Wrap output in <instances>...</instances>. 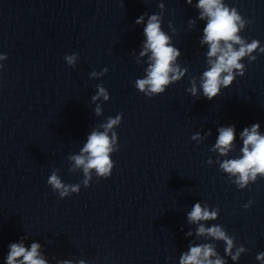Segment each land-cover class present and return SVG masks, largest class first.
Listing matches in <instances>:
<instances>
[{"label":"clouds","instance_id":"clouds-1","mask_svg":"<svg viewBox=\"0 0 264 264\" xmlns=\"http://www.w3.org/2000/svg\"><path fill=\"white\" fill-rule=\"evenodd\" d=\"M186 2L191 5L193 0H186ZM197 8L204 10L200 14L201 19L204 18L205 14L208 17L207 23L203 28L204 37L202 41L208 43L210 46L207 56L216 57L215 61H210L211 67L203 72L202 80L201 95L211 101L221 93L222 88H228L232 84L235 79L233 75L234 70H239L240 76L245 74L246 69L240 63V60L257 49L260 41L253 40L250 44L243 45L241 38L237 35L239 29L236 21L240 17L237 15L235 8H232L230 12L229 8L221 3V0H198ZM143 19L144 16L141 15L136 20V23H142ZM143 34L146 36V43L140 55L144 56L150 51L151 56L149 60L151 62L148 66L147 78L138 79L136 81V87L141 92H144L147 88L149 93H164L165 86L170 81L178 79L176 75L170 76V73L176 71L172 66L173 61L181 55V52L178 48L169 45V37L161 30L158 17L154 14L149 17L143 29ZM221 41L224 42L223 47H221ZM233 43L241 44L242 46L236 50L233 48ZM260 51L264 52V48H261ZM66 59L69 64H72L74 63L75 57L68 56ZM251 59H255V57H251ZM105 71H108V69H105ZM223 73H227V75H222ZM191 94L193 97L200 98V96H197L195 85L191 89ZM99 96H104L105 99H108L103 87L99 88L98 95L92 99L95 100ZM96 111L99 112V109ZM121 115H118L116 119H110L104 127L111 129L113 125L118 124L121 120ZM259 128V123L252 124L250 128L245 127L239 134L243 139V148L241 149L243 153L242 157L225 160L220 165L226 173L236 177L234 182L241 189L247 187L250 177L255 181L257 174H264V135L259 133ZM218 133L219 135L216 139L214 149L218 150L221 155H226L231 149L233 141L236 139L235 126H221L218 128ZM210 134L209 132L206 135ZM199 135L197 133L193 136V139L198 138ZM113 138H115V133L113 134ZM111 151V141L106 132L98 133L93 131L88 136L87 143L82 149V152L86 153L87 157L84 155L71 157L77 167H83L86 177L83 183L86 186L88 185L87 177L92 169H95L98 176L103 177V179L111 176L113 170V163L109 156ZM47 183L54 190L58 191L61 197L68 196L70 192L79 194L78 185H65L55 173L48 178ZM250 205L251 202L244 207L248 208ZM217 213L218 209L209 211L207 207L202 208L201 204L196 202L192 210L187 214V218L190 222L215 220ZM197 234H207L217 240L224 241L227 245L224 251L226 254L231 255L233 260L237 259L239 253L243 251V248H240L235 255H232L233 240L226 235L224 230H221L219 225H213L208 228L200 225L197 229ZM186 235H190V233H186ZM39 248L40 245L38 243H32L30 249L26 248L22 242L10 243L6 264H47L43 258H40ZM215 255L217 253L211 244H198L196 246H190L187 253H181L179 264H225L219 258L215 261L210 259V257ZM256 259L264 260V252L259 253ZM60 264H70V262L65 260L60 262Z\"/></svg>","mask_w":264,"mask_h":264}]
</instances>
